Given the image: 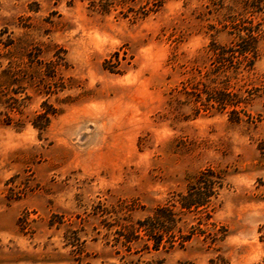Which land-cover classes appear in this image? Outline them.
I'll return each instance as SVG.
<instances>
[{
    "label": "rangeland",
    "instance_id": "rangeland-1",
    "mask_svg": "<svg viewBox=\"0 0 264 264\" xmlns=\"http://www.w3.org/2000/svg\"><path fill=\"white\" fill-rule=\"evenodd\" d=\"M0 264H264V0H0Z\"/></svg>",
    "mask_w": 264,
    "mask_h": 264
},
{
    "label": "trees",
    "instance_id": "trees-1",
    "mask_svg": "<svg viewBox=\"0 0 264 264\" xmlns=\"http://www.w3.org/2000/svg\"><path fill=\"white\" fill-rule=\"evenodd\" d=\"M243 45H241L240 52L245 53L252 51L250 46L245 44L249 40H254L255 36L248 34V39L242 38ZM220 175L213 170L202 171L198 177V182H203V185L192 184L186 194H180L178 201L180 206L178 210L174 209L175 203L172 205H160L157 207L153 216H148L143 220H138L140 229H143L148 239H154L152 246L159 248V245L164 238L173 245L174 241H178L179 244L184 245L188 240L192 238L193 232H184L182 228L178 227L179 234L176 236L175 223L177 215L185 213V210L191 211L192 209H198L200 206H206L209 202V196L215 193L216 185L220 184ZM136 228V227H135ZM138 228V227H137Z\"/></svg>",
    "mask_w": 264,
    "mask_h": 264
}]
</instances>
